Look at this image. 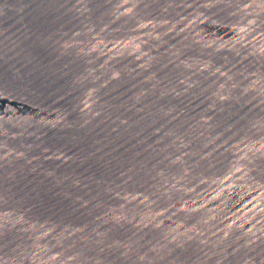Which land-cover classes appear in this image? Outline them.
<instances>
[{
	"label": "water",
	"instance_id": "95a60500",
	"mask_svg": "<svg viewBox=\"0 0 264 264\" xmlns=\"http://www.w3.org/2000/svg\"><path fill=\"white\" fill-rule=\"evenodd\" d=\"M264 211V0H0V264H135Z\"/></svg>",
	"mask_w": 264,
	"mask_h": 264
}]
</instances>
